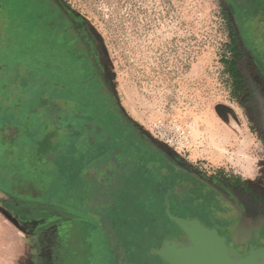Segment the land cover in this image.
<instances>
[{"label":"rangeland","instance_id":"374dc122","mask_svg":"<svg viewBox=\"0 0 264 264\" xmlns=\"http://www.w3.org/2000/svg\"><path fill=\"white\" fill-rule=\"evenodd\" d=\"M48 3L62 13L68 39L72 32L84 44L106 91H93L75 62L70 79L57 86L64 96L43 92L35 77L44 70L56 82L64 70L52 62L46 67L31 46L9 54L28 35L16 24L0 26V142L9 145L6 166L0 158V188L13 193L0 192V204L31 207L29 222L17 223L25 236L17 235L43 253L39 264L58 263L62 232L53 223L57 209L46 203L69 210L74 220L60 244L65 264H168L162 252L174 238L184 239L177 221L210 217L208 207L173 206V179L163 182L166 171L159 160L152 163L154 151L216 189L223 206L217 216L229 222L235 255L250 243L264 245V67L256 0ZM232 41L237 56L228 49ZM7 55L9 65L32 72L35 84L2 90ZM226 59L238 63L241 97L232 95ZM26 184L35 191L25 192Z\"/></svg>","mask_w":264,"mask_h":264},{"label":"trees","instance_id":"16d2710c","mask_svg":"<svg viewBox=\"0 0 264 264\" xmlns=\"http://www.w3.org/2000/svg\"><path fill=\"white\" fill-rule=\"evenodd\" d=\"M256 10L258 12L256 13L260 19V24L257 28V37H259V41L261 42V51L262 55L260 57L261 63L264 67V0H256L255 3ZM32 8V11L29 12V9ZM26 9V10H25ZM21 12L24 10L25 12L22 13L21 18L19 22L16 25V28H19L20 30H25L28 28L29 32L26 31V34L28 36L24 35V38L19 41L14 47L9 49V54L14 48L22 49L21 47L29 48L30 47V53L32 50L34 51H41L42 55H44V58H42L43 64L50 65L51 62L54 63L52 65L60 66L64 73L63 75L58 79V81L53 82L52 79L42 70V75L35 77L37 85L41 87V90L43 92L48 91H54V94H60L61 96H64V91H58L57 86L59 84H65L70 78H68L69 69H72V73L74 71V63L75 59L74 57H71L69 55V52L67 51V40L68 35L65 33V21L64 17L62 16V13L60 10L56 7V5H49L48 0H30V3H21ZM15 28V27H14ZM18 34V33H17ZM35 36H34V35ZM31 39H35V42ZM37 39V41H36ZM32 42L29 44V42ZM29 44V45H28ZM228 49L230 51L231 55L237 56L239 54L238 47L236 44L232 41L231 45L228 46ZM44 50L47 53V56L44 54ZM9 59V55L5 57L7 70L10 71V74L6 80H3L2 84V90H4L3 86H11L17 84L20 87H24L26 89L27 84H35L31 78H33L32 72L27 67H17V66H11L9 65V62L7 61ZM224 62L226 71L228 72L231 82H232V95L234 97H241L246 92V88L243 85L242 82V74L240 72L238 63L234 59H226ZM47 63V64H46ZM45 67V66H44ZM27 70V71H25ZM22 73V75H20ZM67 73V74H66ZM65 74V75H64ZM71 75V74H70ZM7 80H9L7 82ZM56 83V87H55ZM52 84V85H51ZM54 84V86H53ZM62 86V85H61ZM55 88V89H54ZM6 137H8L6 135ZM10 141V140H9ZM8 142L5 141L3 144L0 142V158L4 159L5 162L4 166L7 165V157L9 155V147L7 146ZM1 164V166H2ZM2 166L0 169H4L5 167ZM183 174H186V172H182ZM8 178V179H7ZM6 180H9V177H5ZM195 182V188L197 191V194L200 195L201 188L204 187V183L200 181H196V179H193ZM197 182V183H196ZM26 191L29 192L35 191L34 187L32 185L26 184ZM27 192V193H28Z\"/></svg>","mask_w":264,"mask_h":264},{"label":"flooded vegetation","instance_id":"af4514ba","mask_svg":"<svg viewBox=\"0 0 264 264\" xmlns=\"http://www.w3.org/2000/svg\"><path fill=\"white\" fill-rule=\"evenodd\" d=\"M20 8H21V2H18V0H0V26L4 25V23L6 22L12 27H15V24L17 25L22 15ZM26 31L29 32V29L27 28ZM69 36H71L69 37L70 39L66 41L67 51L69 52V55L72 57V54H73L72 52L74 50L76 54L74 61L78 62L80 65V68H82L81 70H82L83 78L89 79L90 81L88 82L87 85H90L93 91L97 90L101 95L102 91L103 92L104 90L106 91V86L102 82V80L97 76V73L95 72V65L93 63L92 57L90 56L84 44L82 43V41L76 34L71 32ZM107 94L105 95L107 96ZM109 101H110L109 99L105 100L108 107L109 108L111 107V111L113 112L115 111V109H113L112 106H110ZM160 164H162L163 166L162 170L166 171V173L164 172L165 176H164L163 182H170L171 179H173L174 185L171 189L169 188L172 192L171 196L175 199V203H173V206L174 207H208L207 209H208L210 220H207L206 222L207 223L213 222L216 224L217 227L214 229H216L219 232V235L221 237L226 239V242L228 245H229L228 240L230 243L232 242V244L237 243L234 240L233 233L229 230L230 228L227 230L225 229V228H228L227 224L229 222H226L224 219L217 216V213H223V211L220 209V207H223V206L221 205L222 201L216 189L209 187L207 183L203 181V179L196 177L192 171H189L179 166L167 155H162L160 157ZM167 172H170V173H167ZM173 172H174V176L171 178V176L173 175ZM182 172H186V174H183ZM200 172L202 173L204 171H200ZM176 174L179 176L178 179L175 178ZM193 179H196V181L198 180L204 183V187L201 188L200 195L197 194V191L195 188L196 187L195 182H193L194 181ZM186 189H188V192L186 191ZM192 218H197L202 224L208 227L207 223L205 221L200 220L198 217L194 216V217L189 218V220H191ZM249 227L251 229L252 228L255 229V227L253 226H249ZM250 228L248 229L249 232H251ZM65 230L67 231L68 228L67 227L62 228L61 239H59L60 241L57 246V249H58L57 256H56V260L58 261L57 264H61L62 257L66 256L64 249L60 246L61 241L63 240L62 237L66 232ZM174 240L180 243H188V240L185 235H184V239H182V236L181 237L179 236V237L174 238L173 241ZM229 247L231 248L230 245ZM251 247H254L256 250L258 249L264 250V245H259V247H257L254 243H250L245 249V251L243 253H240L239 255L245 256Z\"/></svg>","mask_w":264,"mask_h":264},{"label":"water","instance_id":"95a60500","mask_svg":"<svg viewBox=\"0 0 264 264\" xmlns=\"http://www.w3.org/2000/svg\"><path fill=\"white\" fill-rule=\"evenodd\" d=\"M177 224L188 243L174 240L166 246L162 258L168 264H264V250L251 247L245 256L235 255L216 229L197 218Z\"/></svg>","mask_w":264,"mask_h":264},{"label":"crops","instance_id":"0c3cea01","mask_svg":"<svg viewBox=\"0 0 264 264\" xmlns=\"http://www.w3.org/2000/svg\"><path fill=\"white\" fill-rule=\"evenodd\" d=\"M9 147V145H7ZM153 150V149H152ZM154 151V150H153ZM162 154L159 151H154L152 163H156L154 159L159 160ZM52 157L50 161H52ZM149 161L150 158H148ZM158 170V169H157ZM8 179V178H7ZM7 195H13L7 189L0 188V192ZM49 206H54L56 212L59 213L53 223H56L57 227H74V220L70 218L69 210L57 205L46 203ZM31 207H17L13 202H8L7 206L0 204V264H39V260L42 258L41 251L33 246L32 242L26 240L17 233H22L25 236V232L17 225L18 221L24 224L29 222L26 218V214L30 212ZM70 224H72L70 226ZM66 256L62 257L61 264L66 263Z\"/></svg>","mask_w":264,"mask_h":264},{"label":"built area","instance_id":"2783aa9c","mask_svg":"<svg viewBox=\"0 0 264 264\" xmlns=\"http://www.w3.org/2000/svg\"><path fill=\"white\" fill-rule=\"evenodd\" d=\"M200 170H202V167H200Z\"/></svg>","mask_w":264,"mask_h":264}]
</instances>
